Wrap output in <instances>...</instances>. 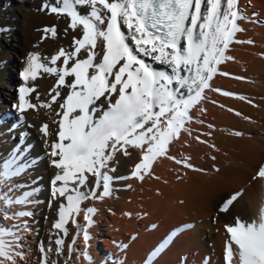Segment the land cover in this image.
I'll list each match as a JSON object with an SVG mask.
<instances>
[{
    "label": "bare ground",
    "instance_id": "bare-ground-1",
    "mask_svg": "<svg viewBox=\"0 0 264 264\" xmlns=\"http://www.w3.org/2000/svg\"><path fill=\"white\" fill-rule=\"evenodd\" d=\"M52 5L57 0H0V166L10 159H16L13 169L28 165L18 176L0 178V217H4L0 226L13 231L14 225L20 226L17 234L26 254L21 264H39L40 243L52 242L55 249L57 238L65 241L60 255L51 254L57 264H225L229 239L225 225L237 218L254 221L264 210V179L255 178L264 162V0H239L246 18L238 21L243 31L236 39L252 43L231 45L228 54L234 59L220 66L229 75L213 80V87L220 91L206 92L207 99L193 110L191 133H182L170 148L177 160L190 158L193 168L161 158L152 174L141 181L131 177L139 151L129 149L128 156L117 153L110 162L115 169L109 172L114 177L112 195L81 204L97 209L94 224L88 226L83 212L76 217L91 237L87 246L77 225L69 222L67 236L52 227L59 205L66 203L51 195L52 181L60 171L50 156L58 104L24 113L16 107L20 87L34 86L36 92L28 99L42 104L51 103L50 89L56 83L55 76L41 71L35 81L25 84L21 72L28 54L50 57L61 47L70 49L73 37L81 35L68 28L70 18L51 13ZM47 26H54L57 36L46 33ZM9 67L21 68L20 77L12 76V82ZM67 91L62 88L61 94ZM44 123L49 125L48 136L40 131ZM240 189L244 190L241 196L218 213L223 201ZM28 192L32 193L30 203H5L9 198L22 199ZM20 211L32 215L12 218ZM186 224H190L188 229L179 230ZM161 245L162 250L149 261ZM85 251L91 259L85 258Z\"/></svg>",
    "mask_w": 264,
    "mask_h": 264
},
{
    "label": "snow or ice",
    "instance_id": "snow-or-ice-1",
    "mask_svg": "<svg viewBox=\"0 0 264 264\" xmlns=\"http://www.w3.org/2000/svg\"><path fill=\"white\" fill-rule=\"evenodd\" d=\"M50 11L70 18L68 28L81 35L73 37L70 49L61 47L50 57L28 54L21 72L25 84L35 81L41 71L55 76L56 83L50 89L51 103H31L28 96L36 88L20 87L16 107L24 113L58 104L50 156L60 171L52 181L51 195L66 203L59 205L52 227L67 236L69 222L77 225L87 246L91 237L76 217L83 212L88 226L94 224L97 209L81 204L112 195L114 177L109 172L115 171L110 162L116 154L139 151L131 177L141 181L152 174L161 158L193 168L190 158L177 160L170 148L182 133H191L193 110L207 99L206 92L220 91L213 87V80L229 75L220 66L234 59L228 54L231 45L252 41L236 39L243 31L238 21L246 18L239 0H57ZM44 31L57 36L54 26ZM62 88L68 89L64 95ZM40 131L51 134L47 123ZM14 164L16 159L5 161L0 178L18 176L28 166L13 169ZM255 178L264 179V168ZM31 195L28 192L22 199L9 198L5 203H30ZM239 196L232 194L221 210L226 211ZM31 215L20 211L12 218ZM13 227L16 231L0 226V264H21L25 259L17 234L20 226ZM225 229L229 234L225 264H264V210L254 221L237 218ZM51 243H40L39 264H57L51 254L60 255L65 241L55 239V249ZM163 246L151 253L149 261ZM83 255L91 259L86 251Z\"/></svg>",
    "mask_w": 264,
    "mask_h": 264
},
{
    "label": "rangeland",
    "instance_id": "rangeland-1",
    "mask_svg": "<svg viewBox=\"0 0 264 264\" xmlns=\"http://www.w3.org/2000/svg\"><path fill=\"white\" fill-rule=\"evenodd\" d=\"M52 6H53V5H52ZM50 7H51V6H50ZM45 9H46V7H45ZM45 28H49V27L47 26V27H45ZM5 64H7V63H5ZM9 69H10V73H9V78H8V79H9L10 82L13 81V79H14L13 77H15V78H17V77L19 78V77H20V76H19V75H20L19 73H20V71H21V68L18 69V68H15V67H9ZM14 69H18V70H16L17 72H16ZM12 76H13V77H12ZM4 96H5V95H4ZM10 107H12V106H10ZM10 112H11V111H10ZM10 112H9V113H10ZM9 113H7V116L10 115ZM14 114H16L15 117H16V119H17V115H18V114H17L15 111H14ZM13 120H15V118H14ZM17 123H18V122H17ZM220 212H221V209H220V207H219V208H218V213H220ZM214 223L216 224V222H214Z\"/></svg>",
    "mask_w": 264,
    "mask_h": 264
}]
</instances>
